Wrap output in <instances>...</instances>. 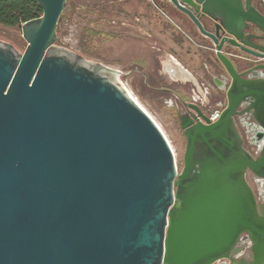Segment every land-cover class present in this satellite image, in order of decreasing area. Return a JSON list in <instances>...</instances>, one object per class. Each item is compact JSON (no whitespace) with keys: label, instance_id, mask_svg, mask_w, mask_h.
Returning <instances> with one entry per match:
<instances>
[{"label":"water","instance_id":"obj_1","mask_svg":"<svg viewBox=\"0 0 264 264\" xmlns=\"http://www.w3.org/2000/svg\"><path fill=\"white\" fill-rule=\"evenodd\" d=\"M34 1L24 53L0 40V264H264V61L244 56L264 59L255 0H169L228 75L214 76L219 121L178 116L181 170L121 71L55 46L68 0Z\"/></svg>","mask_w":264,"mask_h":264},{"label":"rangeland","instance_id":"obj_2","mask_svg":"<svg viewBox=\"0 0 264 264\" xmlns=\"http://www.w3.org/2000/svg\"><path fill=\"white\" fill-rule=\"evenodd\" d=\"M173 35L165 17L155 9L150 0H68L59 21L55 46L81 55L88 61L121 71L119 79L139 99L166 134L165 138L181 170L186 139L171 104L172 99L155 90V84L146 77L156 69L162 73L169 49H143L149 46H168L174 39ZM0 40L15 46L19 53H24L27 47L19 27L0 26ZM152 51L159 59L155 64L149 65L143 59L154 55ZM183 51L195 57L192 59L196 62L198 71L191 72L196 76L205 74L204 69L199 68L198 62L202 58H198V49ZM170 65L171 63H167L165 66V72L169 75ZM184 82L192 90L193 84ZM209 82L207 87L212 89ZM242 133L248 150L254 152V147L249 145L250 136L245 135L243 130ZM248 179L257 190L253 176L249 175Z\"/></svg>","mask_w":264,"mask_h":264},{"label":"flooded vegetation","instance_id":"obj_3","mask_svg":"<svg viewBox=\"0 0 264 264\" xmlns=\"http://www.w3.org/2000/svg\"><path fill=\"white\" fill-rule=\"evenodd\" d=\"M150 2L154 5L155 9L165 17L167 26L173 30L174 42L178 44L181 50L198 49V58H202V60H198L199 68H203L205 74L201 73L199 76H196L188 69L194 75L195 78H193L196 82V85L190 82L193 84V88L192 90H189L184 81L176 78L174 79L165 72L166 64L171 63V61L178 65L180 64L183 69L187 68L180 58L176 57L177 53H175L170 46H149L148 48L143 49H155L156 51H159V49L169 50L166 63H163L164 69L162 70V73L156 69L151 75H146L147 79L155 84V90L172 99L171 104L174 107L177 118L179 114L189 116H192L191 114L197 115L196 110L190 108L189 105L196 106L204 114L210 113L220 105L226 107L227 96L225 90L221 87L223 85H215L214 76L228 77V75L223 67L217 62L214 53L208 51V48H212L210 42L199 34L198 30L193 24H191L187 16L177 10L169 0H152ZM255 5L262 11L258 0H255ZM153 53L154 55H147L148 57L143 59L146 64L153 65L159 59L158 55L155 52ZM244 56L250 63L259 64L264 61L263 58H255L247 54H244ZM192 57L195 58L194 56ZM207 79H209V83L212 84V89L207 87ZM222 81L225 83L228 82L227 79H223ZM245 109L246 106H244L241 111ZM237 126L244 139L245 147L247 148V145L242 130L245 135L250 136L249 145H256L255 139L258 131L254 128L253 120L250 118V115L244 114V116L240 117L237 121Z\"/></svg>","mask_w":264,"mask_h":264},{"label":"trees","instance_id":"obj_4","mask_svg":"<svg viewBox=\"0 0 264 264\" xmlns=\"http://www.w3.org/2000/svg\"><path fill=\"white\" fill-rule=\"evenodd\" d=\"M41 6L34 0H0V26L16 28L42 16Z\"/></svg>","mask_w":264,"mask_h":264},{"label":"bare ground","instance_id":"obj_5","mask_svg":"<svg viewBox=\"0 0 264 264\" xmlns=\"http://www.w3.org/2000/svg\"><path fill=\"white\" fill-rule=\"evenodd\" d=\"M176 64V63H175ZM176 67H169L168 72L170 73V75L173 78L176 79H180V80H187V81H191V82H195L194 78L192 76H190L189 72H187L186 70L180 68L178 66V64L175 65ZM121 76H118L117 78V83L123 87L127 92H129L131 95H133L135 97V99L139 102V99L136 98V96L133 94V92L124 84V82L121 81V79H119ZM130 87V86H129ZM140 103V102H139ZM141 104V103H140ZM144 107V106H143ZM145 109V108H144ZM145 111L147 112V110L145 109ZM148 113V112H147ZM149 114V113H148ZM149 116L151 117V119L157 124V126L160 128L159 124L153 119V117L149 114ZM161 129V128H160ZM162 133L164 134L163 130L161 129ZM165 137L166 134H164Z\"/></svg>","mask_w":264,"mask_h":264},{"label":"crops","instance_id":"obj_6","mask_svg":"<svg viewBox=\"0 0 264 264\" xmlns=\"http://www.w3.org/2000/svg\"><path fill=\"white\" fill-rule=\"evenodd\" d=\"M188 45L190 46L189 43H188ZM168 46H170L175 51V53H177L176 57L180 58V60L184 63V65L187 66V68H186L187 70L189 69L190 71H198V69H196L197 68L196 62L194 61V59H192V56L190 54L184 52L183 50H181L179 48L178 44L176 42H174V39L168 43ZM175 65H176L175 62L171 61L170 66L176 67ZM179 67L182 68L181 66H179ZM183 81H186V80H183ZM189 82H191V81H189ZM192 83L196 84V82H194V81Z\"/></svg>","mask_w":264,"mask_h":264},{"label":"built area","instance_id":"obj_7","mask_svg":"<svg viewBox=\"0 0 264 264\" xmlns=\"http://www.w3.org/2000/svg\"><path fill=\"white\" fill-rule=\"evenodd\" d=\"M259 4H260V7L262 9V12L264 13V0H258ZM225 109V106H217L215 109H213L210 113L206 114L208 119H209V122L210 123H216L217 121H219V119L221 118L222 116V113ZM252 147H254L255 151L254 152H251L250 150H248V148H246L248 150V152L256 157L259 153V147L257 145H251Z\"/></svg>","mask_w":264,"mask_h":264}]
</instances>
